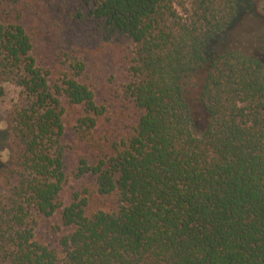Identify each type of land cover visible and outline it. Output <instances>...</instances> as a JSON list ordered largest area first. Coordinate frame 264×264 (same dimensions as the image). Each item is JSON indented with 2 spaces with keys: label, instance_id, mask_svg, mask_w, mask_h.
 I'll use <instances>...</instances> for the list:
<instances>
[{
  "label": "trees",
  "instance_id": "16d2710c",
  "mask_svg": "<svg viewBox=\"0 0 264 264\" xmlns=\"http://www.w3.org/2000/svg\"><path fill=\"white\" fill-rule=\"evenodd\" d=\"M38 2L0 0V96L4 84L18 90L0 264H264V63L213 48L242 0H80L74 23L116 44L132 113L96 155L90 136L106 109L70 36L55 31L41 59ZM200 71L207 124L196 135L184 84ZM86 176L111 209L90 212L86 190L64 194Z\"/></svg>",
  "mask_w": 264,
  "mask_h": 264
},
{
  "label": "rangeland",
  "instance_id": "374dc122",
  "mask_svg": "<svg viewBox=\"0 0 264 264\" xmlns=\"http://www.w3.org/2000/svg\"><path fill=\"white\" fill-rule=\"evenodd\" d=\"M37 7L42 15L41 19L35 21L40 25L41 38L39 37L37 44L41 59L50 60L49 50L52 49L51 42L56 34L55 31H57V42L62 37H71L74 54L83 56L87 63L86 82L95 91L99 105L106 109L105 115L92 130L90 144L95 155L100 150L110 151L111 142L120 139L132 121V113L123 101L124 78L120 71V56L116 44H107L102 41L96 32L87 27V23L78 28L74 19L78 12H84L80 0H60V3L58 0H39ZM225 44L254 53L264 63V0H242L240 17L237 22L223 37L214 42L213 48L220 50ZM203 82L204 73L200 71L186 79L184 84L196 135H200L201 130L207 124V117L200 102ZM2 87L4 94L0 96V182L11 155L9 114L13 106L18 103V90L7 84ZM76 113L77 111H68L66 117L68 131H70ZM74 152L68 155L66 162L69 172L76 164L77 151L76 154ZM84 190L87 191L86 196L89 198L90 212L111 209L112 199L99 197L96 194L94 180L90 176L78 181L69 178L64 194L68 196L73 191Z\"/></svg>",
  "mask_w": 264,
  "mask_h": 264
}]
</instances>
